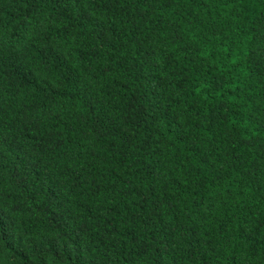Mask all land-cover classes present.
I'll use <instances>...</instances> for the list:
<instances>
[{
    "label": "trees",
    "instance_id": "16d2710c",
    "mask_svg": "<svg viewBox=\"0 0 264 264\" xmlns=\"http://www.w3.org/2000/svg\"><path fill=\"white\" fill-rule=\"evenodd\" d=\"M0 264H264V0H0Z\"/></svg>",
    "mask_w": 264,
    "mask_h": 264
}]
</instances>
